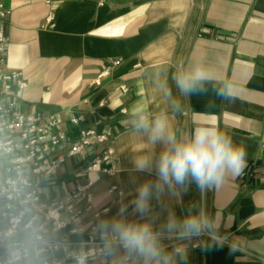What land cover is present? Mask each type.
<instances>
[{
    "label": "crops",
    "instance_id": "crops-1",
    "mask_svg": "<svg viewBox=\"0 0 264 264\" xmlns=\"http://www.w3.org/2000/svg\"><path fill=\"white\" fill-rule=\"evenodd\" d=\"M7 5L12 13L6 65L22 71L28 82L21 107L56 114L72 139L82 128L109 136L107 143L69 158L58 178L42 177L48 200L93 180L72 201L74 212L64 215L68 228L76 231L69 240L100 237V221L124 206L128 219H138L130 201L135 188L155 180V173L137 172L134 161L160 151L133 127L131 109L143 105L152 115L166 112L178 134L190 132L200 121L225 131L247 151L243 172L221 188L200 193L192 185L180 199L165 192L160 201H152L146 219L160 230L168 211L183 216L190 204L205 207L218 214L221 234L235 240L238 251H201L200 242L192 241L189 264H264V0H7ZM115 60L121 63L113 66ZM196 62L207 68L212 81L232 86L234 102L217 97L212 83L206 85V96L180 95L173 76L181 66ZM162 81L171 89L170 99L159 90ZM176 101L180 111L174 110ZM209 103L215 107L206 108ZM72 115L85 119L73 125ZM108 145L115 150L119 171L100 179L95 172L83 174L86 162ZM244 172L251 174L242 176ZM180 243L171 236L163 240L169 251ZM67 249L60 254L65 256ZM124 258L123 249L117 248L87 264H122Z\"/></svg>",
    "mask_w": 264,
    "mask_h": 264
},
{
    "label": "clouds",
    "instance_id": "clouds-1",
    "mask_svg": "<svg viewBox=\"0 0 264 264\" xmlns=\"http://www.w3.org/2000/svg\"><path fill=\"white\" fill-rule=\"evenodd\" d=\"M175 87L183 97L206 96L212 83L214 94L234 102L232 86L226 82L211 80L207 68L200 62L181 66L173 76ZM166 99L171 98V89L166 81L158 84ZM180 111L179 101L173 105ZM206 108H214L212 103ZM134 129L147 137L152 148L160 146L157 155L144 154L135 161L140 173H155V180H146L135 188V198L130 201L132 213L138 219H128V206L122 207L116 216L100 221L97 228L104 240L103 252L112 255L123 249L125 264L134 258V264H189L192 241L200 242L201 251L228 248L229 255L238 251V243L221 234L218 214L205 207L190 204L183 216L168 211L167 219L160 230L146 219L151 213L152 201H160L165 192L180 199L194 185L200 193L218 190L229 177L243 172L247 163V151L236 145L230 135L215 125L194 122L190 132H177L166 112L152 115L143 105L131 109ZM166 236L175 237L182 243L171 251L163 244ZM90 252L83 249L74 254V264H87ZM15 259V256L13 257Z\"/></svg>",
    "mask_w": 264,
    "mask_h": 264
},
{
    "label": "built area",
    "instance_id": "built-area-1",
    "mask_svg": "<svg viewBox=\"0 0 264 264\" xmlns=\"http://www.w3.org/2000/svg\"><path fill=\"white\" fill-rule=\"evenodd\" d=\"M11 13L7 0H0V264H32L35 260L40 264H74V254L81 249L91 253L87 263L101 261L108 256L103 252L102 237L89 235L80 243H72L69 237L76 231L68 228L64 216L74 212L72 201L87 191L93 180L48 200L43 197L42 177L58 178L69 158L84 153L89 146L107 143L109 136L95 128H82L72 139V132L56 114L27 112L21 107L20 98L28 82L22 71L6 65ZM120 63L115 60L112 65ZM122 89L128 91L125 86ZM104 104L102 101L100 105ZM84 119L83 115H72L70 122L79 125ZM118 171L115 150L108 145L86 162L83 174L95 172L100 179ZM247 174L251 173L242 176ZM88 200L92 201L90 194ZM65 246L64 256L60 252Z\"/></svg>",
    "mask_w": 264,
    "mask_h": 264
}]
</instances>
